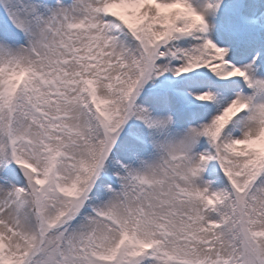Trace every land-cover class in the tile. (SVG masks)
I'll return each instance as SVG.
<instances>
[{
	"label": "snow or ice",
	"instance_id": "obj_1",
	"mask_svg": "<svg viewBox=\"0 0 264 264\" xmlns=\"http://www.w3.org/2000/svg\"><path fill=\"white\" fill-rule=\"evenodd\" d=\"M0 264H264V0H0Z\"/></svg>",
	"mask_w": 264,
	"mask_h": 264
}]
</instances>
